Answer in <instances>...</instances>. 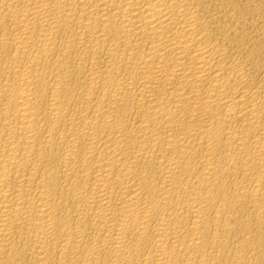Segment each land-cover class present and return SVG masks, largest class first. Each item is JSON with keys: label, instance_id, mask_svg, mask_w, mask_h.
Instances as JSON below:
<instances>
[{"label": "bare ground", "instance_id": "bare-ground-1", "mask_svg": "<svg viewBox=\"0 0 264 264\" xmlns=\"http://www.w3.org/2000/svg\"><path fill=\"white\" fill-rule=\"evenodd\" d=\"M0 264H264V0H0Z\"/></svg>", "mask_w": 264, "mask_h": 264}]
</instances>
